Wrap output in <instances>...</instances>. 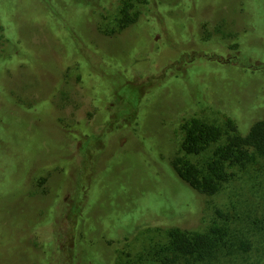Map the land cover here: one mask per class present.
Wrapping results in <instances>:
<instances>
[{
    "label": "rangeland",
    "instance_id": "obj_1",
    "mask_svg": "<svg viewBox=\"0 0 264 264\" xmlns=\"http://www.w3.org/2000/svg\"><path fill=\"white\" fill-rule=\"evenodd\" d=\"M192 118L264 119V0H0V264H116L214 226L255 261L264 157L192 189L170 164ZM85 190L82 217L57 213Z\"/></svg>",
    "mask_w": 264,
    "mask_h": 264
},
{
    "label": "trees",
    "instance_id": "obj_2",
    "mask_svg": "<svg viewBox=\"0 0 264 264\" xmlns=\"http://www.w3.org/2000/svg\"><path fill=\"white\" fill-rule=\"evenodd\" d=\"M122 13L117 27L119 30L138 20V18L132 19L129 16L126 6L122 8ZM138 104L139 102L129 106L133 107V111L136 112ZM133 111L124 110L123 112L125 116L135 117V113L131 115ZM129 121L133 119L129 117ZM183 128L184 136L180 149L186 157L172 159L171 169L182 182L201 193L213 195L218 192L222 184L228 180L227 167L229 165H244L254 160L256 156L264 157V119L251 123L245 134L224 135L217 126L196 118L185 122ZM211 147L213 150L210 157L200 158ZM86 202V190L82 196L71 195L70 200L63 198L60 200L59 195L55 201L61 208L58 214L64 211L66 205H69L70 211H73L75 215V220L82 217ZM209 233H189L180 229H171L166 234L168 245L165 244L155 250L154 248L149 249L145 253L142 251L132 255L128 254L126 259L116 264H248L245 260L253 256L254 252L257 253L256 247H252L246 241L239 248H228L229 252L222 253L219 228L214 226ZM43 252L45 256L48 255L47 249L43 248ZM68 258L67 264H73L72 252ZM43 264H47L46 261H43ZM250 264H264V245L256 260Z\"/></svg>",
    "mask_w": 264,
    "mask_h": 264
}]
</instances>
